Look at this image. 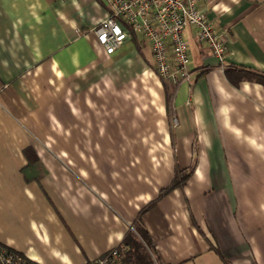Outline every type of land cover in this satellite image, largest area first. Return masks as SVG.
Instances as JSON below:
<instances>
[{"label": "crops", "instance_id": "crops-1", "mask_svg": "<svg viewBox=\"0 0 264 264\" xmlns=\"http://www.w3.org/2000/svg\"><path fill=\"white\" fill-rule=\"evenodd\" d=\"M197 8L222 63L187 27L170 83L137 34L102 51L106 0H0L3 246L86 264L139 222L152 264H264V86L238 79L264 75V0Z\"/></svg>", "mask_w": 264, "mask_h": 264}, {"label": "built area", "instance_id": "built-area-1", "mask_svg": "<svg viewBox=\"0 0 264 264\" xmlns=\"http://www.w3.org/2000/svg\"><path fill=\"white\" fill-rule=\"evenodd\" d=\"M198 0H106L108 13L92 28L102 51L111 54L129 36L137 34L151 50L155 75L166 82L188 79L187 42L182 36L185 28L195 31L198 41L222 63L224 42L203 12ZM127 246L118 244L98 259L86 264H128L124 261ZM0 264H39L23 253L0 243Z\"/></svg>", "mask_w": 264, "mask_h": 264}, {"label": "trees", "instance_id": "trees-1", "mask_svg": "<svg viewBox=\"0 0 264 264\" xmlns=\"http://www.w3.org/2000/svg\"><path fill=\"white\" fill-rule=\"evenodd\" d=\"M225 75H228V70L223 71ZM238 72V71H237ZM238 79L245 80V81H255L258 82V84L264 86V75L258 74V72L250 71V70H244L240 69L238 72ZM236 87V86H234ZM186 176L182 171H178L174 174V177L172 178L171 184L168 186V189H172L175 186H179L184 184ZM168 189H162L159 192V196L164 193L165 190ZM141 210L139 211V213ZM148 240L146 238V234L142 227L139 225V222H136L133 225V231H126L125 236L122 240V245L127 246L125 255H124V261L128 264H152L151 258H149V254L147 252V249L149 247Z\"/></svg>", "mask_w": 264, "mask_h": 264}]
</instances>
